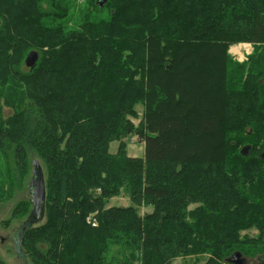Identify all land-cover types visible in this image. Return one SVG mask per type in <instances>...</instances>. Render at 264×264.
I'll use <instances>...</instances> for the list:
<instances>
[{
    "label": "trees",
    "instance_id": "obj_1",
    "mask_svg": "<svg viewBox=\"0 0 264 264\" xmlns=\"http://www.w3.org/2000/svg\"><path fill=\"white\" fill-rule=\"evenodd\" d=\"M42 1L0 0V151L46 167V220L22 233L31 263L231 264L239 251L264 264V0H86L110 19L78 28ZM241 43L253 51L238 64ZM123 192L132 204L108 207Z\"/></svg>",
    "mask_w": 264,
    "mask_h": 264
},
{
    "label": "rangeland",
    "instance_id": "obj_2",
    "mask_svg": "<svg viewBox=\"0 0 264 264\" xmlns=\"http://www.w3.org/2000/svg\"><path fill=\"white\" fill-rule=\"evenodd\" d=\"M54 0H43L42 6L46 9H51L52 12L56 14V10L59 13L67 14V18L71 19L69 24L72 27L78 28V22L82 19H110L109 8H106L100 13L92 11L90 5L86 0H64L63 9H56L53 4ZM89 11V12H87ZM97 21V20H94ZM117 21V20H115ZM247 43L235 44L230 47L229 53L235 63H243L247 61L248 56L253 51V46L245 45ZM23 53H25L26 58L29 52L32 50V45L30 42L22 44ZM234 47L235 51H232L231 48ZM249 52H246L248 51ZM10 53L13 55L20 54L16 49L11 48ZM127 51L123 54V59H126ZM125 55V56H124ZM248 55V56H247ZM122 57V56H121ZM25 58V61H26ZM40 58V57H39ZM235 67V65H233ZM139 77V76H137ZM2 117L8 118L14 115V110L5 103V100L2 99ZM136 109L139 113L138 117H132L133 122L138 125L140 123L141 117L143 115V104L138 103ZM125 143L126 153L130 156H143L145 153V143L140 142L135 135H128L122 139ZM121 145V140L113 141L110 144L109 152L116 154L119 151ZM7 149V154L0 151V264H23L22 256L16 250V245L13 242L12 238L16 235L18 230L21 228L24 221L27 220L28 215L30 214L33 206L30 202L31 193L29 190V184L33 177L34 167L33 162L37 161L44 167V159H42L36 152L28 156V163L26 167L20 166L15 158V145H9ZM23 168V169H22ZM46 168V167H45ZM47 176L45 174V180ZM131 199L127 193H122L119 196L112 198L108 204V207L111 206H129L131 205ZM150 207H140L139 211L141 214L151 211ZM96 219V225L93 224V220ZM46 218L39 223L34 225H41L44 223ZM87 224L97 227L98 219L96 213H90L86 217ZM29 222L27 221V225ZM241 234L244 236L248 234L250 237H257L259 231L256 227L244 229ZM117 251V246L111 249V254H114ZM110 256V254H109ZM201 264L196 262V259L191 257L177 258L173 264ZM33 264V263H32Z\"/></svg>",
    "mask_w": 264,
    "mask_h": 264
},
{
    "label": "water",
    "instance_id": "obj_3",
    "mask_svg": "<svg viewBox=\"0 0 264 264\" xmlns=\"http://www.w3.org/2000/svg\"><path fill=\"white\" fill-rule=\"evenodd\" d=\"M107 0H100L99 6L104 7ZM39 52L32 50L27 55L25 65L28 68H33L36 66L39 60ZM34 172L32 180L29 184V190L31 193V203L33 204V210L29 215L28 219L21 226L20 230L23 232L26 228L39 223L44 219L45 216V205H46V180L44 175V170L39 162H33ZM27 221L29 224L27 225ZM22 237V235H21ZM227 262L231 264H250L251 260L245 258L241 252L237 251L227 258Z\"/></svg>",
    "mask_w": 264,
    "mask_h": 264
},
{
    "label": "flooded vegetation",
    "instance_id": "obj_4",
    "mask_svg": "<svg viewBox=\"0 0 264 264\" xmlns=\"http://www.w3.org/2000/svg\"><path fill=\"white\" fill-rule=\"evenodd\" d=\"M30 202H31V199H30ZM32 206H33V204H32ZM32 210H33V208H32ZM32 210H31V212H32ZM31 212H30V214H31ZM24 223H25V221H24ZM22 233L23 232H21V230L19 229L18 232L16 233V235L12 238V240H13V242L16 245L17 252L19 254H21V256H22L23 264H32L31 261H30V259L28 258V255L22 249V237H21Z\"/></svg>",
    "mask_w": 264,
    "mask_h": 264
},
{
    "label": "built area",
    "instance_id": "obj_5",
    "mask_svg": "<svg viewBox=\"0 0 264 264\" xmlns=\"http://www.w3.org/2000/svg\"><path fill=\"white\" fill-rule=\"evenodd\" d=\"M245 45H248V46H251L252 47V44H245ZM246 52H249V50L248 51H246ZM91 220H93V224L94 225H96V219L95 218H91Z\"/></svg>",
    "mask_w": 264,
    "mask_h": 264
},
{
    "label": "bare ground",
    "instance_id": "obj_6",
    "mask_svg": "<svg viewBox=\"0 0 264 264\" xmlns=\"http://www.w3.org/2000/svg\"><path fill=\"white\" fill-rule=\"evenodd\" d=\"M231 50L236 52V50H235V48H234V47H232V48H231ZM247 56H248V55H247Z\"/></svg>",
    "mask_w": 264,
    "mask_h": 264
}]
</instances>
